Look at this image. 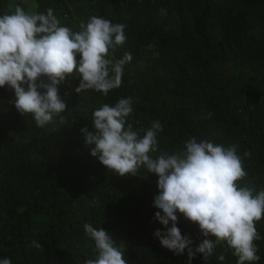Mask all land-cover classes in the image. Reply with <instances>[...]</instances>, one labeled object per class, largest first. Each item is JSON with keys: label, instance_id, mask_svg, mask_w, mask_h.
I'll return each mask as SVG.
<instances>
[{"label": "trees", "instance_id": "16d2710c", "mask_svg": "<svg viewBox=\"0 0 264 264\" xmlns=\"http://www.w3.org/2000/svg\"><path fill=\"white\" fill-rule=\"evenodd\" d=\"M16 5L28 13L51 8L74 32L93 15L124 24L127 41L113 55L130 52L132 59L107 96L76 93L74 77L59 85L65 125L57 117L37 127L14 107V92L0 88V259L84 264L96 255L83 228L90 223L124 246L127 264H188L187 250L174 254L154 236L171 227L154 218L158 177L145 169L124 177L108 171L80 129L92 130V113L102 105L132 97L133 129L157 120L163 128L153 156L172 154L191 137L236 144L248 173L241 185L264 188V0H0V15ZM176 214L195 248L204 239L198 225ZM255 226L262 237L255 264H264V218ZM33 241L43 248L30 247ZM237 259L218 245L207 262L196 254L191 264Z\"/></svg>", "mask_w": 264, "mask_h": 264}, {"label": "clouds", "instance_id": "9594fccd", "mask_svg": "<svg viewBox=\"0 0 264 264\" xmlns=\"http://www.w3.org/2000/svg\"><path fill=\"white\" fill-rule=\"evenodd\" d=\"M79 27L74 32L62 26L51 8L46 13H28L16 5L11 14L0 15V88L7 86L14 92V107L22 116L31 114L37 127L57 117L60 125L66 124L62 113L67 105L59 85L67 79H79L76 93L94 90L104 96L122 84L124 65L132 56L125 52L117 59L113 53L127 41L126 25L93 15ZM132 104L133 98L128 97L114 106L102 105L92 113V130L85 125L80 132L84 144L91 146L90 155L108 171L124 177L145 169L158 177L153 205L160 211L154 218L164 226L171 222L165 232H154L160 245L177 255L187 250L188 264L196 254L207 262L218 245L232 249L236 264L259 261L255 241L262 237L255 225L264 218V188L257 191L241 185L248 173L239 146L191 137L182 149L153 156L163 128L157 120L147 129L134 130L127 122ZM177 212L198 225L204 239L195 248L176 226ZM83 228L96 253L84 264H127L124 246L117 245L106 230L90 223ZM30 247L43 245L33 241ZM0 264L12 262L4 258Z\"/></svg>", "mask_w": 264, "mask_h": 264}]
</instances>
